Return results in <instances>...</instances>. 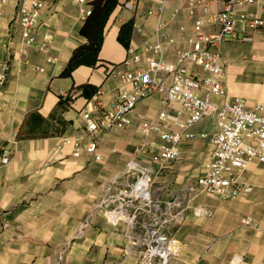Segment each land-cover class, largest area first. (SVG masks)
<instances>
[{"label": "crops", "instance_id": "0c3cea01", "mask_svg": "<svg viewBox=\"0 0 264 264\" xmlns=\"http://www.w3.org/2000/svg\"><path fill=\"white\" fill-rule=\"evenodd\" d=\"M90 1H45L38 32L52 35L53 42L41 52L21 37L17 0H0V71L8 67L7 79L0 85V147L12 149L6 164L0 154V264L137 262L139 253L124 233L125 223L109 218L95 204L105 183L123 173L130 158L138 155L147 161L149 155L136 154L143 139L138 124L141 118L155 116L162 101L159 95L141 100L130 113L128 127L103 132L96 159L85 147L83 119L94 95L87 98L76 87L93 83L103 89L104 103L113 98L123 83L109 67L121 63L130 50L144 52L146 42L156 40L159 19L150 10L161 0H136L135 5L120 0L106 25L102 64L81 65L72 76H61L73 49L86 40L80 28L85 19L82 10H91ZM190 1H167L164 17L171 21L161 32L182 36L179 26L192 25ZM222 7V2L202 0L195 13ZM132 18V40L125 48L117 35L121 24ZM251 34L253 40H230L221 47L229 96L242 97L249 107L264 102V30ZM70 93L72 102L60 106L61 97ZM217 128L214 114L192 131L212 134ZM79 135L83 139L78 149L73 142L62 143L65 136ZM211 149L204 137L183 142L178 158L157 180L160 198L180 199L179 209L185 208L173 232L180 252L167 264H264V163L253 162L247 170L251 191L237 199L211 196L196 185ZM193 207L209 213H195ZM246 217L251 224L243 223Z\"/></svg>", "mask_w": 264, "mask_h": 264}, {"label": "built area", "instance_id": "2783aa9c", "mask_svg": "<svg viewBox=\"0 0 264 264\" xmlns=\"http://www.w3.org/2000/svg\"><path fill=\"white\" fill-rule=\"evenodd\" d=\"M45 1L17 0L21 37L27 46L41 52L48 51L53 42L52 35L38 32ZM167 1L161 0L150 10L159 19L156 40L146 42L142 53L130 50L121 63L113 65L110 73L121 76L123 83L113 98L104 103L100 98L104 91L99 88L83 111L85 147L98 159L96 150L103 132L115 126L128 127L130 113L141 100L159 95L162 101L155 116L141 118L138 124L143 139L136 154L149 155L147 161L138 155L130 158L125 171L105 183L104 194L95 204L109 218L125 223L124 233L141 256L137 264H167L180 252L173 228L184 217L185 208L179 209L180 199H161L157 180L178 158L183 142L199 136L210 141L211 154L196 185L211 196L237 199L251 191L247 170L253 162L264 163V102L249 107L242 97L229 96L221 50L226 41L253 40L251 32L264 30V0H213L222 2L223 7L215 11L205 8L201 15L195 12L202 0L190 1L192 25L179 26L181 37L161 32L171 21L164 17ZM127 4L135 5L136 0ZM82 12L86 17L90 10ZM7 68L5 65L0 71V85L7 79ZM214 114L216 132L192 131L196 123ZM82 139V135L75 139L65 136L62 143L73 142L78 149ZM0 154L6 164L12 149L0 147ZM192 210L209 213L203 207ZM242 221L252 223L250 217Z\"/></svg>", "mask_w": 264, "mask_h": 264}, {"label": "trees", "instance_id": "16d2710c", "mask_svg": "<svg viewBox=\"0 0 264 264\" xmlns=\"http://www.w3.org/2000/svg\"><path fill=\"white\" fill-rule=\"evenodd\" d=\"M90 3L92 6L90 13L85 17L80 28V33L86 40L73 49L66 66L61 72V76H72L73 71L81 65L98 67L102 64L100 51L104 42L106 25L120 0H91ZM133 31V18L122 23L119 28L117 38L125 48L130 47ZM112 67L113 65L109 67V72ZM76 88L81 91V95L90 98L97 92L99 86L86 82ZM72 100L71 93L66 97H61L60 106L66 107Z\"/></svg>", "mask_w": 264, "mask_h": 264}, {"label": "rangeland", "instance_id": "374dc122", "mask_svg": "<svg viewBox=\"0 0 264 264\" xmlns=\"http://www.w3.org/2000/svg\"><path fill=\"white\" fill-rule=\"evenodd\" d=\"M157 193V192H156ZM175 228H176V226L173 228V232H174V230H175ZM137 250V249H136ZM141 259V256L140 255H138V259H137V262H136V264L138 263V261Z\"/></svg>", "mask_w": 264, "mask_h": 264}]
</instances>
